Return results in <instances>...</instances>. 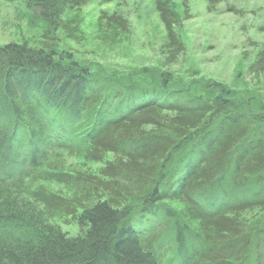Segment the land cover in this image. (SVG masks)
<instances>
[{
    "label": "trees",
    "instance_id": "1",
    "mask_svg": "<svg viewBox=\"0 0 264 264\" xmlns=\"http://www.w3.org/2000/svg\"><path fill=\"white\" fill-rule=\"evenodd\" d=\"M1 1L23 3L44 30L31 48L0 46V264H264V104L217 82L205 94L177 85L190 0L182 12L154 0L161 65L124 77L59 49L58 30L81 39L68 13L92 0ZM97 22L128 29L104 8ZM246 73L264 99V40ZM63 154L100 165L67 169ZM255 210L261 220L246 219Z\"/></svg>",
    "mask_w": 264,
    "mask_h": 264
},
{
    "label": "rangeland",
    "instance_id": "2",
    "mask_svg": "<svg viewBox=\"0 0 264 264\" xmlns=\"http://www.w3.org/2000/svg\"><path fill=\"white\" fill-rule=\"evenodd\" d=\"M176 10L182 12L179 0ZM122 14L128 21L127 30H111L97 22L101 9ZM182 20L181 39L185 51L171 66L177 85L193 93H207L204 87L210 82L221 83L238 98H251L253 107L264 104L255 90V83L246 73L256 44L264 40V0H223L214 10H208L206 0H190ZM79 15L82 35L78 41L66 40L57 31L59 49L87 66L96 74H143L142 69L155 72L161 65L160 50L166 43V34L159 21L154 0H112L102 4L92 0L68 16ZM44 30L43 20L21 2L1 1L0 46L26 42L36 46ZM137 73V74H136ZM146 74V72H144ZM65 168L92 170L98 163L68 157L63 154ZM57 189L56 184H50ZM181 211L183 205L171 202ZM261 212L252 211L246 219L261 220ZM264 215V214H263ZM48 224H51L48 222ZM68 236L78 233L75 225L54 221ZM51 224V225H52ZM190 224H194L191 222Z\"/></svg>",
    "mask_w": 264,
    "mask_h": 264
}]
</instances>
